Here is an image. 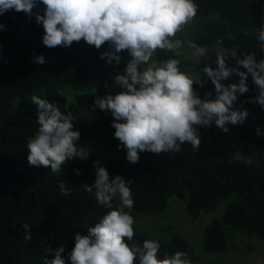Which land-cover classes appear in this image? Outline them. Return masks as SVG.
<instances>
[{"label":"trees","instance_id":"16d2710c","mask_svg":"<svg viewBox=\"0 0 264 264\" xmlns=\"http://www.w3.org/2000/svg\"><path fill=\"white\" fill-rule=\"evenodd\" d=\"M193 2L197 5L193 20L200 22L192 42L201 47L217 44L228 51L237 49L240 59L248 54L257 61L264 58L258 41L264 23V0ZM43 11L44 5L38 3L31 17L14 9L0 14V24L4 25L0 28V264H45V258H52L44 251L49 246H63L65 264H71L69 254L75 234H86L87 228L109 211L84 189L83 184L91 185L95 180L93 163L70 159L60 173L28 163L27 141L38 129L33 95L55 103L64 114L71 113L79 139L105 136L106 147L118 155L99 164L110 178H126L133 194V218L162 215L169 200L175 198L183 202L187 218L194 221L201 212H210L223 201L220 213L210 217L203 227L201 250L223 252L236 247L235 240L243 242L241 237L264 242V108L249 102L258 93L251 74L246 79L248 91L238 93L234 101L238 109L248 110L242 124H227V133L214 124L196 126L201 140L199 150L183 144L180 152L143 151L139 161L131 163L126 159V149L118 147L120 142L114 137V117L95 105L97 97L124 90L115 84L114 77L124 73L127 63L120 69L105 62L100 57L102 46L97 49L83 39L71 46L46 47L42 42L43 25L35 21V13L43 15ZM41 54L45 63L34 62L33 57ZM183 56L157 49L153 58L157 62L179 60L180 71L197 72L204 81L203 87L193 85L198 96L204 99L205 92H211L214 97V85L202 69L205 65L216 68L217 64ZM228 67L247 71L237 63ZM220 82L227 86L238 83L239 77L233 73ZM236 152L252 157L254 163L234 160ZM60 183L70 190L68 195L60 194ZM113 204H119L118 197ZM25 224L32 236L27 242ZM133 228V240L125 238V242L142 245L145 239L158 241V258L184 251L191 264H225L202 262L185 239L167 228L159 227L160 232ZM165 231V239L149 234L165 236ZM134 264H139L138 258Z\"/></svg>","mask_w":264,"mask_h":264},{"label":"clouds","instance_id":"9594fccd","mask_svg":"<svg viewBox=\"0 0 264 264\" xmlns=\"http://www.w3.org/2000/svg\"><path fill=\"white\" fill-rule=\"evenodd\" d=\"M38 3L44 5V11L43 15L35 13V21L43 25L42 42L46 47L71 46L83 39L99 49L107 42L111 47L100 57L107 58L110 64L120 62L122 50L130 54L124 73L114 77L115 84L124 90L97 97L95 105L114 117V137L120 142L118 147L126 149V159L131 163L138 162L143 151L180 152L183 144H190L193 151L199 150L201 140L196 126L211 127L214 123L227 133V124H242L248 110L236 109L233 104L238 93L248 91V73L258 89L249 102L264 108V58L257 61L248 54L240 59L237 49L227 54L216 53L217 67L205 65L202 69L214 85L215 96L205 92L204 99L193 88L194 83L204 86L197 72L180 71L176 59L162 62L153 59L157 49L175 51L182 47V41L175 36L196 16L197 5L193 0H0V14L14 9L31 17ZM258 41L260 51L264 52V23L259 28ZM189 47L199 58L209 53L195 42H190ZM226 55L236 58V63L247 71L228 67ZM33 60L45 63L42 54ZM233 73L239 77L238 83L225 86L220 82ZM31 102L37 108L38 129L27 141L28 163L60 173L68 160L85 159L89 153L76 144L80 133L73 129L72 114H64L55 103L37 95L31 97ZM256 133L260 135L259 127ZM233 159L248 165L254 163L252 157L241 152H236ZM94 167L95 180L91 185L83 184L84 189L109 211L88 227L86 234H75L69 254L71 264H134L137 258L139 264H191L184 251L158 258V241L145 239L142 245L126 243L125 238L132 241L135 234V221L130 214L134 207L132 191L125 177L110 178L98 161ZM59 187L62 196L69 194L63 183ZM117 197L119 204L114 206ZM23 227L27 242L32 239L30 227L28 224ZM44 251L52 257L45 258V264H65L61 255L63 246H49Z\"/></svg>","mask_w":264,"mask_h":264},{"label":"rangeland","instance_id":"374dc122","mask_svg":"<svg viewBox=\"0 0 264 264\" xmlns=\"http://www.w3.org/2000/svg\"><path fill=\"white\" fill-rule=\"evenodd\" d=\"M199 22L200 21L192 20L190 23L185 25L181 31L177 32L175 39L182 41V47L175 50V52L178 55H184L183 57L186 56L185 58L193 61L216 63V53L224 52L227 54L230 51L220 47L217 44H211L209 47H204L208 50V55L199 58L192 54L193 49L189 47V43L192 42L193 31L198 27ZM110 47V44L106 42L104 45H102L103 52L108 51ZM119 55L121 57L120 62L117 64L115 61H113L111 64H114L116 67L122 69L123 66L131 59V57L127 50H122ZM104 61L107 62V58H105ZM225 62L227 66L234 65L236 63V58H233L231 55H226ZM233 107L238 109L235 103L233 104ZM76 144L85 148V150H88L89 154L85 160L89 163L94 164L96 161L101 163L118 155L116 152L109 150L106 147L105 136H99L94 139H79L76 141ZM222 204L223 201H221L218 207H216L214 210L210 212H201L196 220L190 221L185 214L183 202L175 198H171L168 202V206L164 212L165 216L163 218L160 217L163 216L164 213L162 215L146 214L137 216L134 217V226L136 228H146L155 232H160L159 227L161 229L167 228L169 232L185 239L188 242L189 247L202 262L214 261L224 262L225 264H264V242L256 239H246L241 237L243 242L235 240L234 244L236 247H228L223 252H203L201 250L200 242L203 227L210 217L217 216L220 213ZM149 234L160 239H165L168 237L167 232L165 236L155 235L152 233ZM245 243H249L251 248L245 246Z\"/></svg>","mask_w":264,"mask_h":264}]
</instances>
